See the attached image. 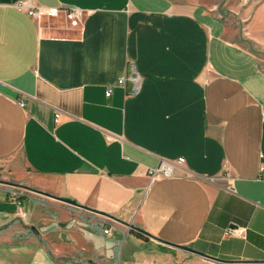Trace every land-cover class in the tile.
<instances>
[{
  "label": "crops",
  "instance_id": "0c3cea01",
  "mask_svg": "<svg viewBox=\"0 0 264 264\" xmlns=\"http://www.w3.org/2000/svg\"><path fill=\"white\" fill-rule=\"evenodd\" d=\"M18 1L0 0V264H264V0H32L83 8L77 26Z\"/></svg>",
  "mask_w": 264,
  "mask_h": 264
},
{
  "label": "built area",
  "instance_id": "2783aa9c",
  "mask_svg": "<svg viewBox=\"0 0 264 264\" xmlns=\"http://www.w3.org/2000/svg\"><path fill=\"white\" fill-rule=\"evenodd\" d=\"M17 7L25 10L29 15L33 16L39 23L44 16H57L61 12L64 13L67 21L70 25L77 26L79 25L84 18L85 11L79 6H68L61 8L59 6H44L34 3L32 0H20L17 3ZM132 68L135 70L134 74L131 76L132 80L135 82V86L132 90V93H136L139 89V75L136 73L135 65L132 64ZM125 76L120 78V82H125ZM112 93V88L109 87L106 91L107 95ZM19 103L21 106H25L26 101L23 98H20ZM60 111L56 112V120L59 119ZM185 161L184 156H179L176 159H163L159 165L155 167L148 168V177L150 182H154L163 177L173 176L174 169L182 165ZM18 192L14 191L13 195L16 196ZM22 216H25V212H21ZM247 228L244 226H229L226 229V233L230 235H242L245 236ZM106 233L111 232V227L104 228ZM125 264V263H121Z\"/></svg>",
  "mask_w": 264,
  "mask_h": 264
},
{
  "label": "water",
  "instance_id": "95a60500",
  "mask_svg": "<svg viewBox=\"0 0 264 264\" xmlns=\"http://www.w3.org/2000/svg\"><path fill=\"white\" fill-rule=\"evenodd\" d=\"M0 180H1V181H5V180H3V179H0ZM5 182H9V181H5ZM16 184H18V183H16ZM61 199L64 200L65 202H67V203H71V204L79 205V203H78L75 199H72V198H70V197H61ZM127 224L130 225L131 227L137 229V230H140V231L146 232V231H144L142 228H140V227L134 225V223L127 222ZM178 246L181 247V248H184V249H186V250H189V251H192V252L198 253V254H202V255H205V256H209V257H212V258L219 259V258H217V257H215V256H212V255H210V254H208V253H206V252H204V251H202V250H199V249H197V248H195V247H191V246H188V245H178ZM222 260L227 261V262H236V261H234V260H228V259H222Z\"/></svg>",
  "mask_w": 264,
  "mask_h": 264
},
{
  "label": "rangeland",
  "instance_id": "374dc122",
  "mask_svg": "<svg viewBox=\"0 0 264 264\" xmlns=\"http://www.w3.org/2000/svg\"><path fill=\"white\" fill-rule=\"evenodd\" d=\"M242 1H245V2H246V1H250V2L254 1V2H256V0H233V2H236L237 4H239V3L242 2ZM252 3H253V2H252ZM224 13H226V14H227V13H228V14L231 13V14H232V13H234V12L228 10V11H224ZM234 15L237 16V14H234ZM237 17H238V16H237Z\"/></svg>",
  "mask_w": 264,
  "mask_h": 264
},
{
  "label": "trees",
  "instance_id": "16d2710c",
  "mask_svg": "<svg viewBox=\"0 0 264 264\" xmlns=\"http://www.w3.org/2000/svg\"><path fill=\"white\" fill-rule=\"evenodd\" d=\"M246 41L248 42V43H251L248 39H246ZM140 233V232H139ZM141 235H142V233H140Z\"/></svg>",
  "mask_w": 264,
  "mask_h": 264
}]
</instances>
